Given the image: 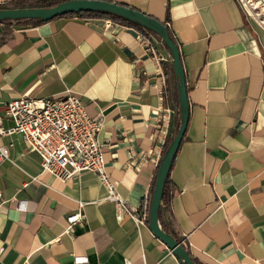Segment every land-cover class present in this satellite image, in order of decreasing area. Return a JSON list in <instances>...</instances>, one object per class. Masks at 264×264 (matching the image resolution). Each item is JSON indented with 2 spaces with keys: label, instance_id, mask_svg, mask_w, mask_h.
Instances as JSON below:
<instances>
[{
  "label": "crops",
  "instance_id": "0c3cea01",
  "mask_svg": "<svg viewBox=\"0 0 264 264\" xmlns=\"http://www.w3.org/2000/svg\"><path fill=\"white\" fill-rule=\"evenodd\" d=\"M111 1L165 22L181 49L190 115L161 227L196 264H264V26L240 0ZM178 84L173 54L154 32L78 14L0 20V113L22 94L81 96L103 120L106 169L129 206L150 209L181 123ZM1 144L9 156L0 162V264H183L149 218L118 219L95 171L64 180L43 169L20 132ZM80 206L84 221L66 232Z\"/></svg>",
  "mask_w": 264,
  "mask_h": 264
},
{
  "label": "built area",
  "instance_id": "2783aa9c",
  "mask_svg": "<svg viewBox=\"0 0 264 264\" xmlns=\"http://www.w3.org/2000/svg\"><path fill=\"white\" fill-rule=\"evenodd\" d=\"M240 1L248 9L246 2ZM144 38L149 40L146 36ZM6 117L13 120L11 126L5 125ZM102 125L101 116L91 115L81 96L74 93L55 96L22 94L7 102L4 113H0V136L20 132L28 149L41 156L43 169L64 180L86 170L95 171L107 187V198L115 201L118 219L128 214L138 225L145 224L149 218L148 209L129 206L107 172L104 143L98 137ZM8 147L9 144L0 145V162L8 158ZM84 219L85 213L80 206L68 214L65 231L73 232ZM75 261L85 262L87 256L77 255Z\"/></svg>",
  "mask_w": 264,
  "mask_h": 264
},
{
  "label": "water",
  "instance_id": "95a60500",
  "mask_svg": "<svg viewBox=\"0 0 264 264\" xmlns=\"http://www.w3.org/2000/svg\"><path fill=\"white\" fill-rule=\"evenodd\" d=\"M96 10L113 12L153 29L162 37L173 54L174 69L179 76L178 97L182 118L179 129L175 137L169 143L157 172L149 209V225L153 232L179 256L183 264H196L190 251L183 244V242L164 230L159 223L160 208L167 177L169 175L174 157L185 135L190 115V100L185 68L181 58V49L179 44L170 34L167 24L140 9L111 0H64L51 6L0 8V20H14L18 18H38L41 20H48L76 11Z\"/></svg>",
  "mask_w": 264,
  "mask_h": 264
},
{
  "label": "trees",
  "instance_id": "16d2710c",
  "mask_svg": "<svg viewBox=\"0 0 264 264\" xmlns=\"http://www.w3.org/2000/svg\"><path fill=\"white\" fill-rule=\"evenodd\" d=\"M61 1L64 0H37V2L35 4H26L23 3V0H7L3 3H0V8H6V7H26V6H51L54 4H57ZM69 14H78V15H84V16H100V17H106V18H110L113 20H116L118 22L127 24V25H131V26H135L136 28H138L141 32H154L156 34H158L156 31H154L153 29L137 22L134 20H131L129 18L120 16L116 13L113 12H109V11H102V10H96V11H76V12H72ZM21 19H30L35 23L41 22L43 20L38 19V18H18V19H14V20H21ZM159 35V34H158ZM156 180V178H155ZM167 182V181H166ZM154 186H155V181L153 184V190H154ZM165 192V190H164ZM164 197V195H163Z\"/></svg>",
  "mask_w": 264,
  "mask_h": 264
},
{
  "label": "rangeland",
  "instance_id": "374dc122",
  "mask_svg": "<svg viewBox=\"0 0 264 264\" xmlns=\"http://www.w3.org/2000/svg\"><path fill=\"white\" fill-rule=\"evenodd\" d=\"M260 1L263 3V8H264V0H260ZM36 2L37 0H23V3H26V4H35ZM244 2H246L247 4L248 0H244ZM247 8L249 9L247 10L250 12V14L254 16L257 21H259L260 23L264 21V9L263 8L254 9L251 2L248 4Z\"/></svg>",
  "mask_w": 264,
  "mask_h": 264
},
{
  "label": "bare ground",
  "instance_id": "6f19581e",
  "mask_svg": "<svg viewBox=\"0 0 264 264\" xmlns=\"http://www.w3.org/2000/svg\"><path fill=\"white\" fill-rule=\"evenodd\" d=\"M249 1L252 3L254 9H256V8H263V3L260 0H248L247 6L250 3ZM261 24L263 25L264 24V21H262Z\"/></svg>",
  "mask_w": 264,
  "mask_h": 264
}]
</instances>
